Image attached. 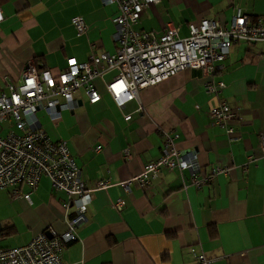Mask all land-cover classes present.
<instances>
[{
    "label": "crops",
    "instance_id": "obj_1",
    "mask_svg": "<svg viewBox=\"0 0 264 264\" xmlns=\"http://www.w3.org/2000/svg\"><path fill=\"white\" fill-rule=\"evenodd\" d=\"M238 8L250 18H264V0H161L143 11L135 28L160 34L173 24L184 38L190 24L203 18L229 26ZM0 9L1 87L20 82L31 65L59 71L69 58L86 62L93 54L117 50L116 4L0 0ZM76 16L88 26L81 35L73 23ZM115 75L109 72L97 80L102 100L95 104L82 91L77 107L63 112L59 121L38 112L47 135L67 141L89 188L100 180L113 183L93 192L78 240L64 247V262L197 264V254L203 253L210 264H264V41L237 43L212 74L200 68L181 71L123 107L106 87ZM210 81H224L226 87L209 93ZM222 102L240 114L235 139L210 121L209 111ZM128 114L131 120H125ZM166 133L180 149L195 152L205 171L221 166L228 172L197 188L190 183V170L163 169L149 187L133 181L126 193L119 183L141 174L162 155ZM20 189L28 192L27 185ZM122 197L127 204L118 210L114 203ZM68 200L66 193L53 189L48 176L30 200L7 193L0 248L25 245L41 232H64L73 211L64 206Z\"/></svg>",
    "mask_w": 264,
    "mask_h": 264
},
{
    "label": "built area",
    "instance_id": "obj_2",
    "mask_svg": "<svg viewBox=\"0 0 264 264\" xmlns=\"http://www.w3.org/2000/svg\"><path fill=\"white\" fill-rule=\"evenodd\" d=\"M104 2L118 6L113 18L115 53H96L86 62L72 57L68 59L67 67L59 71L31 65L20 82H7L5 87H1L0 82V189H11L14 196L30 200L41 178L48 176L54 190L69 196L65 208L73 210L64 232L52 236L41 232L25 245L0 248V264H67L62 257L64 247L78 240V228L87 220L93 192L113 184L109 180H100L95 188L88 187L67 141L52 140L42 128L40 110L53 121H59L63 112L77 107L79 92L83 91L92 104L101 101L97 80L113 71L116 75L106 87L118 106L123 107L128 101L138 100L144 89L181 71L200 68L206 75L212 74L237 43L264 41V18H250L241 8L236 10L229 26L203 18L191 23L190 34L182 38L179 28L173 24L160 34L135 28L143 11L161 0ZM3 17L0 9V22ZM73 23L79 35L87 31L82 16L74 17ZM225 87L224 81L207 83L209 93H220ZM209 117L212 124L226 129L230 139L237 137L240 114L227 102L211 109ZM131 118L132 114L125 116V120ZM260 144L264 153V133ZM102 149V145L96 148L97 151ZM125 156H131L129 150H125ZM163 169L190 170V183L197 188L211 184L216 175L228 172V168L221 166L205 171L198 164L195 152L180 149L175 137L166 133L162 155L149 162L141 174L119 185L126 193H131L133 181L149 187ZM22 185L28 186V192H21ZM126 204L122 197L114 207L122 210ZM197 258V264H210L203 253L197 254Z\"/></svg>",
    "mask_w": 264,
    "mask_h": 264
},
{
    "label": "rangeland",
    "instance_id": "obj_3",
    "mask_svg": "<svg viewBox=\"0 0 264 264\" xmlns=\"http://www.w3.org/2000/svg\"><path fill=\"white\" fill-rule=\"evenodd\" d=\"M9 192H11V189H0V218L6 214L7 208L3 204V196L5 197Z\"/></svg>",
    "mask_w": 264,
    "mask_h": 264
},
{
    "label": "trees",
    "instance_id": "obj_4",
    "mask_svg": "<svg viewBox=\"0 0 264 264\" xmlns=\"http://www.w3.org/2000/svg\"><path fill=\"white\" fill-rule=\"evenodd\" d=\"M214 231H215V229H214Z\"/></svg>",
    "mask_w": 264,
    "mask_h": 264
}]
</instances>
